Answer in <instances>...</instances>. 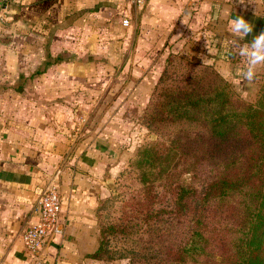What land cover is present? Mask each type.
Returning <instances> with one entry per match:
<instances>
[{"label": "rangeland", "instance_id": "374dc122", "mask_svg": "<svg viewBox=\"0 0 264 264\" xmlns=\"http://www.w3.org/2000/svg\"><path fill=\"white\" fill-rule=\"evenodd\" d=\"M215 6L212 1L201 5L196 0L187 13L182 4L178 17L168 26V37L162 36L163 24L158 19L142 18V14L136 18L132 10L130 26L119 30L115 27L121 25L120 19H112L108 21L113 23L111 27L90 26L78 39L67 38L68 43L63 38L55 46L54 58L90 63V69L77 70L79 73L71 70L80 74L84 83L66 86V99L58 102L40 101L44 87L38 90L40 86L34 82L24 86L27 101L11 100L12 111L20 107L28 111L37 104V110H56L53 123L70 125L78 137L83 128L96 126L118 144L116 171L106 177V197L96 212L98 233L105 232V253L97 264H156L183 241L182 222L172 220L167 213V192L157 188L158 203H149L135 161L140 149L150 144L168 145L176 138L199 142L198 137H204L206 131L199 122H157L154 116L162 91L214 85L221 79L242 100L254 103L264 86V60L250 63L255 59L252 52L264 53V41L258 46H254L255 38L246 42L247 49L241 55L245 44L240 37L217 66L214 44L221 38L213 33ZM232 7L255 12L264 8V0H244L242 4L233 0ZM9 43L18 47V38ZM250 71L254 76L248 82L245 76ZM159 209L166 212L162 222L143 221L146 213Z\"/></svg>", "mask_w": 264, "mask_h": 264}, {"label": "crops", "instance_id": "0c3cea01", "mask_svg": "<svg viewBox=\"0 0 264 264\" xmlns=\"http://www.w3.org/2000/svg\"><path fill=\"white\" fill-rule=\"evenodd\" d=\"M210 1L217 5L213 33L221 38L214 44L218 66L240 38L231 31L230 21L242 15L254 25L252 33L242 39L246 45L264 30V8L252 12L233 8V0H198L201 5ZM182 4L184 9V0H148L137 9L125 0H0V88L24 79L26 85L34 82L40 86L38 90L44 87L40 101L64 100L69 92L66 86L84 83L77 70L92 66L54 58L55 46L63 38L68 43L67 38L78 39L90 26L111 27L113 23L108 21L118 18L121 25L115 28L120 30L131 25L132 10L136 18L142 14V18L158 19L163 24L162 36L168 37V26L178 17ZM15 38L18 47L7 44ZM46 57L57 61L46 62V66ZM44 66V73L30 78ZM25 91L23 87L18 93H0V264H97L96 212L106 197V177L116 171L118 144L96 126L83 128L78 137L70 125L53 123L56 110H37V104L28 111L23 107L12 111L11 100L27 101ZM32 96L38 101L37 94ZM49 184L60 191V219L66 233L30 257L23 249L22 234L37 219V200Z\"/></svg>", "mask_w": 264, "mask_h": 264}, {"label": "trees", "instance_id": "16d2710c", "mask_svg": "<svg viewBox=\"0 0 264 264\" xmlns=\"http://www.w3.org/2000/svg\"><path fill=\"white\" fill-rule=\"evenodd\" d=\"M45 71L44 66L30 78ZM218 80L163 90L154 119L199 122L206 135L199 142L176 138L168 145L150 144L135 161L145 199L158 203L154 190H165L167 213L180 219L184 230L181 245L156 264H264V86L253 103ZM22 81L0 93L22 91ZM160 210L146 213L143 221L162 222L166 212ZM104 235L100 231L96 259L105 253Z\"/></svg>", "mask_w": 264, "mask_h": 264}, {"label": "built area", "instance_id": "2783aa9c", "mask_svg": "<svg viewBox=\"0 0 264 264\" xmlns=\"http://www.w3.org/2000/svg\"><path fill=\"white\" fill-rule=\"evenodd\" d=\"M130 6L143 8L148 0H125ZM188 13L195 6L196 0H184ZM127 25V22H124ZM37 219L22 234V244L28 256H36L48 241L61 240L66 227L60 219L61 198L58 187L49 184L36 203Z\"/></svg>", "mask_w": 264, "mask_h": 264}, {"label": "clouds", "instance_id": "9594fccd", "mask_svg": "<svg viewBox=\"0 0 264 264\" xmlns=\"http://www.w3.org/2000/svg\"><path fill=\"white\" fill-rule=\"evenodd\" d=\"M239 3H244V0H238ZM230 25H231V31L240 36L241 38L252 33L253 31V27L254 25L252 23L247 22L242 15H238L236 17V19H233L230 21ZM243 28V32H240L239 29ZM261 41H264V30H262L260 32V35L258 37L255 38V45L254 46H258L260 44ZM235 43V41H234ZM247 49V45H244L241 49H240V53L241 55H244L245 50ZM251 55L253 57H255V59L251 60L250 63L251 64H255L258 61L264 60V53L261 54H257L256 52H252ZM253 76L254 73H252L251 71L249 73L246 74L245 76V80L248 82L253 81ZM239 83V82H237Z\"/></svg>", "mask_w": 264, "mask_h": 264}]
</instances>
